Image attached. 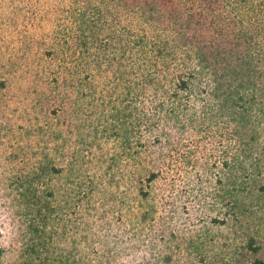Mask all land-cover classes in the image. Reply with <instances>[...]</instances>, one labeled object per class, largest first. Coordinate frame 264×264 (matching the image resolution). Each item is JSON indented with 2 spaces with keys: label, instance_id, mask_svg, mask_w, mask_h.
Segmentation results:
<instances>
[{
  "label": "trees",
  "instance_id": "obj_1",
  "mask_svg": "<svg viewBox=\"0 0 264 264\" xmlns=\"http://www.w3.org/2000/svg\"><path fill=\"white\" fill-rule=\"evenodd\" d=\"M38 16L66 25L40 41L57 64L28 68ZM6 27L0 97L30 96L47 143L16 188L27 230L0 241V264H114L148 244L135 264H190L173 244L181 212L158 188L172 153L208 139L219 138L223 176L264 194V0H0ZM229 196L234 217L245 204Z\"/></svg>",
  "mask_w": 264,
  "mask_h": 264
},
{
  "label": "rangeland",
  "instance_id": "obj_2",
  "mask_svg": "<svg viewBox=\"0 0 264 264\" xmlns=\"http://www.w3.org/2000/svg\"><path fill=\"white\" fill-rule=\"evenodd\" d=\"M53 16L43 20H38L42 18L38 16L33 27L29 29V33H34L36 41L26 50L27 56H30L28 68L31 64L38 67L57 64L41 58L47 45H41L40 41L49 42L47 40L50 36L53 38L54 30L66 25L63 17L58 16L55 19ZM6 28L5 32L0 31V54L4 55L10 48L2 46L5 42L2 36L9 35L13 27ZM11 35H14L15 50L21 45L22 40L18 39L22 36L18 32H12ZM38 48L41 49L39 54L33 55ZM0 62V78H7L10 66L6 61ZM30 73L29 76L34 75V71ZM4 96L0 97V241L8 244L15 241L18 244L19 234L27 230V221L30 218L26 213L28 208L16 188L21 177L35 170L34 167L44 157L41 153L45 150L47 139L33 125L35 113L30 108V96L24 97L18 87ZM37 118L41 122L42 117ZM198 137H193L190 148ZM208 140L205 145L201 143L198 148L194 147L193 152L188 147L182 148L179 155L172 153L167 165L166 183L160 184L158 188L164 191L162 196L166 194L165 201L174 202L181 212L174 227L173 244L179 246L184 255L189 256L190 264H252L255 257L264 260V194L256 187L251 189L250 184H254V181L245 178L243 174L234 172L230 177L223 176L219 138ZM103 149L102 146L92 148V151L100 157L104 154ZM237 174L239 177H236ZM232 192L235 193L238 206L245 204V208L234 209V217L231 216L230 202L235 200L229 196ZM160 196L161 194L158 195ZM162 201L161 199L157 203L162 205ZM168 208L169 205L166 210ZM162 210L161 206L158 215L162 214ZM228 213L230 215L225 223L214 221ZM250 236L255 237V244L259 246L257 253L247 246ZM150 248L151 245L148 244L143 250L120 258L114 264H135L142 253L150 255Z\"/></svg>",
  "mask_w": 264,
  "mask_h": 264
}]
</instances>
